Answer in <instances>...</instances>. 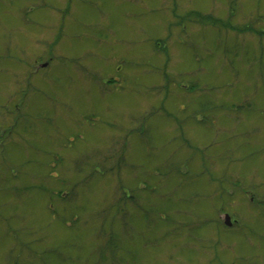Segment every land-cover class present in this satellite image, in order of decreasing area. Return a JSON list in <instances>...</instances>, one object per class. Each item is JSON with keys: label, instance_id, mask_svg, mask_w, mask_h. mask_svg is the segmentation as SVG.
Masks as SVG:
<instances>
[{"label": "rangeland", "instance_id": "obj_1", "mask_svg": "<svg viewBox=\"0 0 264 264\" xmlns=\"http://www.w3.org/2000/svg\"><path fill=\"white\" fill-rule=\"evenodd\" d=\"M228 1L0 0V264H264V0Z\"/></svg>", "mask_w": 264, "mask_h": 264}, {"label": "flooded vegetation", "instance_id": "obj_2", "mask_svg": "<svg viewBox=\"0 0 264 264\" xmlns=\"http://www.w3.org/2000/svg\"><path fill=\"white\" fill-rule=\"evenodd\" d=\"M69 1H71V0H69ZM233 4H234V0H232V1L229 0L228 3H227V7H226V8H227L228 11H230V13H232V12L234 11V6H233ZM223 7H224V6H222V7H219V6H218V8H217L218 11H220V10H224ZM58 9H59V8H58ZM68 9H69V8H68ZM223 12H224V11H223ZM218 19H219V18H217V20H218ZM219 21H220V19L218 20V22H217L218 24H217V25H220ZM213 23H216V18H214V22H213ZM57 25H59V22H58ZM227 25H232V24H231L230 22H228ZM240 31H245V29L242 28Z\"/></svg>", "mask_w": 264, "mask_h": 264}, {"label": "water", "instance_id": "obj_3", "mask_svg": "<svg viewBox=\"0 0 264 264\" xmlns=\"http://www.w3.org/2000/svg\"><path fill=\"white\" fill-rule=\"evenodd\" d=\"M229 218L227 217V221L225 222L226 224H229V220H228Z\"/></svg>", "mask_w": 264, "mask_h": 264}]
</instances>
